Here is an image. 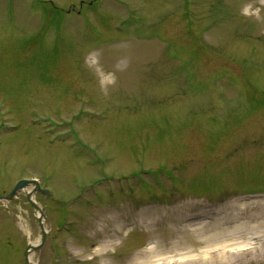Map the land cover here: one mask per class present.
<instances>
[{
	"label": "rangeland",
	"instance_id": "1",
	"mask_svg": "<svg viewBox=\"0 0 264 264\" xmlns=\"http://www.w3.org/2000/svg\"><path fill=\"white\" fill-rule=\"evenodd\" d=\"M31 179L33 264H264L216 230L264 200V0H0V196ZM101 214L128 224L105 256ZM37 217L0 202V264Z\"/></svg>",
	"mask_w": 264,
	"mask_h": 264
},
{
	"label": "bare ground",
	"instance_id": "2",
	"mask_svg": "<svg viewBox=\"0 0 264 264\" xmlns=\"http://www.w3.org/2000/svg\"><path fill=\"white\" fill-rule=\"evenodd\" d=\"M30 189H26L24 193H28ZM224 207V206H223ZM224 211L228 209L232 210L231 212H224V216L220 218L217 223L219 227L216 230H219V234L224 231L230 232L233 236H238L233 238V240L229 241V243H224L218 248H223L225 253L226 248L236 251L245 250L247 253H250L252 256H255L259 260H264V200H259L256 202L244 203V204H230L224 207ZM184 214V213H183ZM140 222H142L146 227H151L156 224L160 220V209L157 207H150L141 210L135 216ZM187 218V215H184ZM221 217V216H220ZM102 223V229L99 231L101 234V238L98 246H96V251H100L102 255H107V251L110 250L114 246V242L118 236L127 228L128 224L125 220H120L116 216H107V214H101L100 220ZM111 225L113 229L111 231L106 230V226ZM198 225H200L198 227ZM202 223H192L189 226H194L190 232L195 235H203L205 234V225ZM183 229V228H182ZM207 240V239H206ZM205 240V241H206ZM209 241L212 238L208 239ZM203 240H201L202 242ZM192 242V241H191ZM190 241L180 242L181 244L173 245L172 251H179L181 245H188L189 249L194 248L197 250L198 243H191ZM30 246H34L33 244H29ZM211 247L208 250L197 251V253L191 256H182L180 259L186 257H195L194 262L203 261L205 254L217 248ZM157 248L153 246L150 248V252L153 253L154 249ZM160 252L163 255L160 260H164V245L161 246ZM185 255V254H184ZM221 260L223 259V264H234L238 261L237 256H227L226 254L221 256ZM29 264H33L29 257ZM134 262H137L136 258H133Z\"/></svg>",
	"mask_w": 264,
	"mask_h": 264
},
{
	"label": "water",
	"instance_id": "3",
	"mask_svg": "<svg viewBox=\"0 0 264 264\" xmlns=\"http://www.w3.org/2000/svg\"><path fill=\"white\" fill-rule=\"evenodd\" d=\"M26 189H30L28 193H25V197L29 202L32 209L38 214L37 222L39 224L41 239L40 243L35 246L28 245L23 254V259L25 264H29V256L31 253L38 250L44 243L46 232L44 230V214L41 209L38 207L37 203L34 201L36 194H42L45 196L49 195V192L40 188L39 183L36 180H21L15 184L12 190L5 196H0V202H11L15 199L20 193H24Z\"/></svg>",
	"mask_w": 264,
	"mask_h": 264
}]
</instances>
